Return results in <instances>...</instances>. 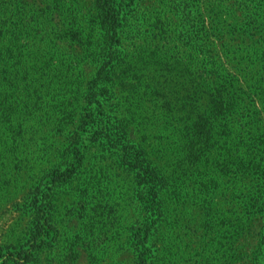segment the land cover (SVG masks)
<instances>
[{
	"label": "trees",
	"instance_id": "1",
	"mask_svg": "<svg viewBox=\"0 0 264 264\" xmlns=\"http://www.w3.org/2000/svg\"><path fill=\"white\" fill-rule=\"evenodd\" d=\"M73 1L0 0V191L11 193L12 185L26 178L33 243V249L2 254L0 264L31 263L56 241L55 191L49 185L70 183L83 174L92 148L102 147V155L107 152L134 177L143 221L134 229L132 245L143 264L152 255L169 203L184 192L178 193V181L184 190L197 175L192 172L203 181L198 191L210 193L216 181L206 171L221 163L230 185L237 190L242 183L259 186L255 196L261 200L264 134L238 135L234 118L243 94L224 60L234 57L236 65L250 69L243 83L249 97L253 94L264 105V0H157L163 8L154 15L151 44L139 39L131 9L136 0H92L85 13ZM256 34L249 60L244 48L221 44L218 54L217 42L235 36L256 39ZM56 47L72 49L68 57L58 51L57 61ZM143 87L163 102L164 113L177 116L173 123L164 116L168 130L162 134L152 129L149 135L142 128L138 101ZM105 96L121 103L113 106L122 116H95ZM79 123L80 129L87 127L86 140L72 132ZM249 123L254 125L252 119ZM178 124L184 132L171 138L169 128L179 131ZM47 126L52 127L45 135L48 145L43 138L44 148L34 154ZM172 144L180 148L175 153ZM247 197L236 191L240 204L246 206ZM255 205L242 215L239 230L252 220V211L260 210Z\"/></svg>",
	"mask_w": 264,
	"mask_h": 264
},
{
	"label": "rangeland",
	"instance_id": "2",
	"mask_svg": "<svg viewBox=\"0 0 264 264\" xmlns=\"http://www.w3.org/2000/svg\"><path fill=\"white\" fill-rule=\"evenodd\" d=\"M27 1L32 2V0ZM36 1L47 3V0ZM91 1L73 2L78 11L82 9L85 13L90 8ZM162 8L163 5L157 0L134 2L131 9L136 11V26L140 32L141 41L151 44V36L154 33L153 18ZM150 16L151 20L145 24L144 20ZM232 19L233 16L227 18V23L230 24ZM259 35L256 34V39L252 38L254 36L242 38L235 36L217 42L218 54L223 52L221 44L228 45L233 50L244 48L243 56L249 60L253 53V50L248 49L249 44L258 41ZM71 49V47H56L57 61L62 54L68 57ZM75 52L81 54L83 50L77 48ZM233 58L230 57L224 61L228 71L238 77L240 82L238 94H243L240 96L242 109L234 118L237 133L248 138L251 136L250 132L264 134V105H261L253 94L249 97L246 85L243 83V80L248 79L247 74L251 71L245 66L236 65L239 61ZM145 74L148 77L150 72ZM144 87V95L140 96L141 100L138 101H141L140 109L143 111L141 113L144 122L142 128L147 130L146 133L149 135L152 134V129L162 134L168 130L163 127L164 116L169 117L172 123L177 116L174 118L167 111L164 113L161 109L163 102L156 101L155 96L152 95L153 91L151 89L146 91ZM98 90L95 89L94 92L98 94ZM99 99L102 107L94 111L95 116L103 118V116L123 115L113 106L114 103L115 106H121L120 102L115 100L113 103L106 96ZM260 112L261 115H259ZM251 119L254 125L247 124L251 122ZM81 126L80 123L76 124V129L72 132L80 133L82 140H86L88 134L84 130L87 127L83 126L80 129ZM42 129L45 134L44 137L38 135L34 154H37L38 149L44 148L43 138L48 145L45 135L52 127L47 126ZM178 129L179 131L175 132L170 127L169 134H166L172 138L174 133L184 132L181 124H178ZM55 134L57 135V132L49 133L50 136ZM87 143L89 141L85 142ZM174 148V144L169 147L172 153L176 152L175 149H180ZM102 151V147L90 150L89 155L92 159L88 157L83 174L72 182L49 185L55 191L53 222L56 232L53 235H56L57 239L51 240L50 244L37 254L34 261L28 264H143L132 245L134 229L138 228L143 221V215L135 198L134 177L107 156V152L105 156L102 155ZM32 164L35 163L32 162ZM220 164L213 165L206 171L216 181L210 193L198 191L199 184L203 182L195 180L200 179L197 177L198 172H192L197 175L188 180L184 190L178 181V193L184 192L178 195V199L169 203V212L164 226L159 230L160 235L155 245L150 248L152 255L148 259V264H264V195L259 200L260 198L255 196L259 186L254 184L252 186L249 183L239 184L238 190L248 194L247 200H244L247 205L240 204L236 199L238 190L230 185V177L223 175ZM46 167H48L47 164ZM25 180L26 178L19 180L18 185H12L11 193L0 191L2 195L0 196V263L4 258L1 257L2 254L33 249L29 234L31 227L29 204L25 205L28 190L23 191L26 188ZM48 180L44 181L45 184ZM196 192L198 193L194 196ZM256 203L260 204V210L252 211L255 213L254 216L250 215L252 220L244 224L242 231L239 230L242 215L246 214L247 209L256 208Z\"/></svg>",
	"mask_w": 264,
	"mask_h": 264
}]
</instances>
